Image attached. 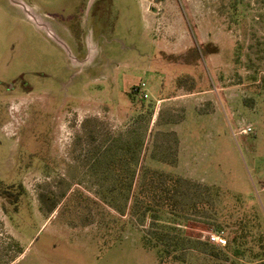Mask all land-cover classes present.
I'll return each mask as SVG.
<instances>
[{"label": "rangeland", "instance_id": "rangeland-1", "mask_svg": "<svg viewBox=\"0 0 264 264\" xmlns=\"http://www.w3.org/2000/svg\"><path fill=\"white\" fill-rule=\"evenodd\" d=\"M22 73L35 89L0 94V264H162L147 170L192 182L176 264H264V0H0V82Z\"/></svg>", "mask_w": 264, "mask_h": 264}, {"label": "trees", "instance_id": "trees-1", "mask_svg": "<svg viewBox=\"0 0 264 264\" xmlns=\"http://www.w3.org/2000/svg\"><path fill=\"white\" fill-rule=\"evenodd\" d=\"M187 79L179 78V85ZM191 184L190 180L176 174L147 170L137 189V199L141 203L140 213L154 216L153 223L150 221L152 224H149V231L145 233V243L149 248L159 251V261L162 264L187 262L184 250L188 245H194L191 237L180 228L182 224L178 223L182 222L188 213L194 214L198 209L196 202L187 201V188ZM163 215L170 216L173 221L163 220ZM207 242L200 241L199 245L205 250L217 249L215 244Z\"/></svg>", "mask_w": 264, "mask_h": 264}, {"label": "flooded vegetation", "instance_id": "flooded-vegetation-1", "mask_svg": "<svg viewBox=\"0 0 264 264\" xmlns=\"http://www.w3.org/2000/svg\"><path fill=\"white\" fill-rule=\"evenodd\" d=\"M0 85H1L0 94L5 93L6 91L8 93H15L20 91L35 89V87L31 84V82L26 78V74L24 73H22L21 75L12 79L9 82L1 81ZM4 88L6 91L3 90Z\"/></svg>", "mask_w": 264, "mask_h": 264}, {"label": "built area", "instance_id": "built-area-1", "mask_svg": "<svg viewBox=\"0 0 264 264\" xmlns=\"http://www.w3.org/2000/svg\"><path fill=\"white\" fill-rule=\"evenodd\" d=\"M143 86H145V84H143ZM140 90L144 91L146 89L140 88ZM251 132H253V129L249 126L248 128H244L241 133L249 134ZM208 240L210 243L215 244L217 246L225 247L228 245V240L223 232L210 233Z\"/></svg>", "mask_w": 264, "mask_h": 264}]
</instances>
